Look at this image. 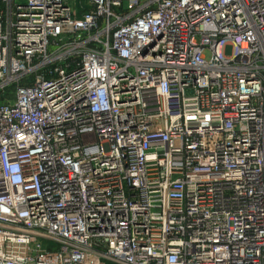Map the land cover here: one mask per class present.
Listing matches in <instances>:
<instances>
[{
    "label": "built area",
    "instance_id": "built-area-1",
    "mask_svg": "<svg viewBox=\"0 0 264 264\" xmlns=\"http://www.w3.org/2000/svg\"><path fill=\"white\" fill-rule=\"evenodd\" d=\"M0 264H264V0H0Z\"/></svg>",
    "mask_w": 264,
    "mask_h": 264
},
{
    "label": "rangeland",
    "instance_id": "rangeland-1",
    "mask_svg": "<svg viewBox=\"0 0 264 264\" xmlns=\"http://www.w3.org/2000/svg\"><path fill=\"white\" fill-rule=\"evenodd\" d=\"M231 52H232L231 47H228L227 50H226V53H227L228 55H230Z\"/></svg>",
    "mask_w": 264,
    "mask_h": 264
}]
</instances>
